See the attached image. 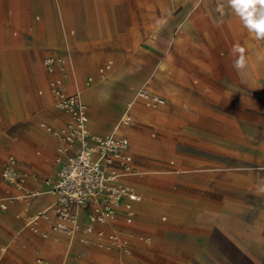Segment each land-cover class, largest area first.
Returning a JSON list of instances; mask_svg holds the SVG:
<instances>
[{"label": "rangeland", "instance_id": "374dc122", "mask_svg": "<svg viewBox=\"0 0 264 264\" xmlns=\"http://www.w3.org/2000/svg\"><path fill=\"white\" fill-rule=\"evenodd\" d=\"M176 1L95 0L93 15L99 26L89 32L88 41L85 32L71 25L70 34L80 40L74 53L40 57L32 49L15 48L9 78L0 73V168L8 156H16L21 173L39 191L28 201L29 209L41 197H50L32 216L24 215L23 203L16 200L11 207L17 215L31 220L56 196L49 183L62 158V140L44 124L54 125L51 112L70 115L55 106L50 89L55 76L70 92L82 93L96 135L129 139L134 162L131 170L120 169V179L142 200L133 221L118 214L109 224L96 223L105 231L101 239L95 231L77 230L68 236L55 228L54 217L21 228L2 213L0 246L7 249L0 250V264H35L38 257L61 262L65 254L74 264H264V192L255 189L250 193L253 204L246 206L233 200L244 194L220 191L216 210L206 192L201 216L197 189L204 168L229 166L238 150L251 153L255 170L264 168V2L224 0L233 1L226 11L200 6L190 15L189 27L165 39L157 28L160 24L162 30L163 18L174 9L169 4ZM219 2L212 0V5ZM69 11L75 12L72 2ZM46 57L60 58L64 67L57 65L50 74ZM27 58L31 62L22 64ZM106 63L112 68L102 76L99 68ZM143 86L166 103L146 106L137 96ZM41 112L33 134L28 133L24 124ZM128 113L134 117L132 124L124 123ZM7 186L19 194L0 174V189ZM144 204L165 211L145 220ZM213 213L221 215L225 229H238L237 242L219 229L206 228L208 224L205 230L201 220ZM53 229L59 234L52 236ZM112 232L119 235L117 242L109 239Z\"/></svg>", "mask_w": 264, "mask_h": 264}, {"label": "crops", "instance_id": "0c3cea01", "mask_svg": "<svg viewBox=\"0 0 264 264\" xmlns=\"http://www.w3.org/2000/svg\"><path fill=\"white\" fill-rule=\"evenodd\" d=\"M109 1L111 3L115 2V0H109ZM71 2L73 3L75 9V12L73 13L74 15L71 14L69 11V4ZM224 3H225L224 0H220V2L215 5H212V0H177L175 3L171 2L169 6L173 7L174 9L172 13L168 14L163 18V20L165 19L167 20L166 24L162 26L161 31L159 30V25H160L159 24L157 28V32H159L163 38L165 37V39H168V37L172 36L175 31L189 27L193 23V19L190 17V15L196 12L200 8V6L202 7L204 6L205 9H209L212 6H215L218 9L221 8L220 10L222 11H226V9L228 8V4L233 3V1L226 2L225 4ZM94 8H95V0H0V73L3 74L2 78L3 79L9 78L8 73L11 70H13L12 67L15 63L14 60L15 48H22L27 50L32 49L34 53H36L40 57L48 54L66 55L70 52L74 53L77 50V48L80 46L79 45L80 40H78L79 38L74 37L73 35L70 34V27L71 25H77L81 32L86 33L89 41V32H93L95 28L99 26L98 20L94 18L93 15ZM71 33L74 34L75 32L72 31ZM30 62L31 61L28 58L26 60L21 61L22 64H26V63L29 64ZM107 65H110L109 68L106 70V73H109L110 69L112 68V65L111 63H106L99 68L100 75H101V69ZM90 84H91V80H88L87 86ZM66 90L69 93H74V92H70L67 89V87ZM128 103L131 102L128 101L126 103L127 108H128ZM57 109L63 111L58 107ZM41 114L42 112L36 118L31 119V121L28 124H24L27 127L28 133L33 134L32 131L33 122L34 120L41 119L42 118ZM51 114L54 120L53 122L54 125L52 124H46V125H51L52 127L59 129L65 126L67 123L71 122L70 119L71 116L55 115L52 112ZM91 115H93V113L91 114V112L89 111L88 124L91 131L94 132L90 124ZM10 118L11 120H14L15 116H11ZM133 122H134V117H133V121L129 124H132ZM38 135L41 137L42 134H38ZM6 139L10 140L11 137H6L5 140ZM53 141L54 143L52 144ZM63 144L64 142L62 140V146ZM55 145H56L55 140H51L50 146L54 147ZM21 155L23 156L25 154L21 153ZM67 156H68L67 153L62 152V158L59 160V163L56 166V173L54 175V178L57 177L61 164L67 158ZM235 156L236 158L232 160L229 166L204 168L203 173L198 174V180H197V189L199 193L198 206L200 210L199 213L201 216H202V208L204 209L206 208V200H207V198L205 197L206 192L211 193V195L213 193L214 195L213 198L211 195L208 198H210L211 203L213 202L212 206L213 208H215V210L216 208L220 207L219 199L217 196V193L220 191L225 190L229 192L240 193V195L244 194V196L242 195L243 197L242 199L233 198V200H235V202H242V204L246 206L248 204L251 205L253 204L254 201L253 196L250 193H253L255 189L264 192V168L255 170L251 166L252 165L251 161L253 159L252 157H250L251 153L249 152L238 150L237 153H235ZM223 176L225 177L223 178ZM32 186L34 185H31L28 181V187L34 191H37ZM49 186L51 187L50 184ZM5 188L6 187H4L3 189ZM37 192L39 194V191ZM203 193L204 196H202ZM248 194H250V198L248 197ZM137 195L139 194L137 193ZM56 200L57 197L55 196L50 206L53 205L56 202ZM141 200L142 198L136 200L133 203L135 209L134 218L137 215L136 204L139 203V201ZM20 201L24 205L23 214L32 216L34 213L38 212L40 208L44 207V205H46L50 201V197L47 195L43 196L42 199L38 201L36 205L30 209L28 208L27 203H25L23 200ZM125 201L126 200H123L122 205L125 203ZM15 202L16 200L10 204L7 210L0 211V214L4 213L2 214L3 219L13 218L17 226L24 228L25 226L30 224L33 218L31 220L25 221L24 216L17 215L15 208L11 207L13 204H15ZM262 202H264V200H262ZM143 207L146 208V211L142 212V218L149 221L154 219L157 216V214H160L161 212L165 211L164 209H162L160 205L157 204H150V205L144 204ZM166 208L168 209L167 206ZM118 214L119 215L122 214V216H124V218L126 219V212L123 209V207L119 210ZM203 216L206 218L205 211L203 212ZM53 217L56 218L54 212L51 211L50 218L43 220L53 221L54 219ZM208 217L209 219L207 220L206 219L201 220V222L204 224V228L207 226L206 224H208L206 228H209L210 230L219 229L221 232L225 233L229 239L235 242H237L238 239H240L241 236L238 233V229L232 228L229 231L223 227V220L221 218V215H219L218 213L215 214L213 213V215L208 214ZM81 221L83 222V224H86L88 222V213L86 210H82L81 212ZM109 222L104 224H109ZM42 224H44V222ZM98 230L104 231L103 228L102 229L97 228L95 224V232H97ZM84 233H89V232H84ZM57 234L59 233H57L56 230L53 229L51 235L54 236ZM6 238H7L6 236L5 237L3 236L1 239L6 240ZM82 243L83 241H81L80 245ZM6 249L7 247L0 246V250L2 253H4ZM245 253L252 254L247 251ZM44 259L47 260L46 258ZM47 261L53 262L51 260H47ZM65 262H67L68 264H74V260L67 261L66 254L63 261L61 262L56 261L53 263L64 264Z\"/></svg>", "mask_w": 264, "mask_h": 264}, {"label": "built area", "instance_id": "2783aa9c", "mask_svg": "<svg viewBox=\"0 0 264 264\" xmlns=\"http://www.w3.org/2000/svg\"><path fill=\"white\" fill-rule=\"evenodd\" d=\"M64 61L56 57H47L44 64L50 74L56 72V66L64 67ZM110 65L101 69L105 76ZM50 89L54 95L55 105L63 111H69L71 122L57 129L46 125L48 131L59 136L64 144L61 148L67 153V158L62 162L58 175L52 181L53 192L57 200L48 208L39 211L31 223L39 219H49L53 211L57 219L55 228L68 235H73L76 230L94 232L96 223H108L117 216L123 207L126 220L133 221L135 209L133 203L137 200V192L130 186L117 183L120 180V169L131 170L134 156L130 151V142L126 137L93 135L89 127V110L83 101L80 92L69 93L61 77H53ZM137 96L144 101L146 106L156 108L164 105L166 99L143 86ZM132 103H128L130 109ZM133 121V116L128 113L124 123ZM95 151L100 153V158L94 156ZM2 179L9 185L19 189V194L11 191L10 187L0 190V211H5L15 200L25 203L35 197L38 192L28 187L25 174L18 167V160L14 155L8 156L2 163L0 170ZM123 200H126L122 205ZM86 210L88 222L82 224L81 212ZM97 237L101 239L105 232L98 230ZM112 242L119 240L117 233H110ZM35 264H56L37 258Z\"/></svg>", "mask_w": 264, "mask_h": 264}, {"label": "bare ground", "instance_id": "6f19581e", "mask_svg": "<svg viewBox=\"0 0 264 264\" xmlns=\"http://www.w3.org/2000/svg\"><path fill=\"white\" fill-rule=\"evenodd\" d=\"M91 80H93V79H91ZM117 86V85H116ZM80 94H81V97H82V99H83V101H84V98H83V96H82V93L80 92ZM90 96H95V94L94 93H92V94H90ZM85 102V101H84ZM86 104V103H85ZM87 105V104H86ZM88 107V106H87ZM48 110H49V108H48ZM55 111V110H54ZM67 113H69V111H66ZM69 115H70V113H69ZM71 116V115H70ZM71 119V118H70ZM36 131H38V130H36ZM92 134L93 135H96L93 131H92ZM100 136H102V135H100ZM104 136V135H103ZM106 136H110V135H106ZM94 156L95 157H97V158H100V153L98 152V151H95V153H94ZM117 183H119V184H124L123 183V180L122 179H120ZM50 185H51V192L53 193V195H55V193L53 192V188H52V184L51 183H49ZM41 199H42V197H41ZM137 199H141V197L140 196H138L137 195ZM50 206V204L47 206V208ZM36 216V215H35ZM31 223V222H30ZM79 230H82V229H79ZM77 231V230H76ZM75 231V232H76ZM55 236V235H54ZM65 238V237H64ZM88 240V239H87ZM86 240V241H87Z\"/></svg>", "mask_w": 264, "mask_h": 264}, {"label": "snow or ice", "instance_id": "6c2138e0", "mask_svg": "<svg viewBox=\"0 0 264 264\" xmlns=\"http://www.w3.org/2000/svg\"><path fill=\"white\" fill-rule=\"evenodd\" d=\"M261 2H264V0H261Z\"/></svg>", "mask_w": 264, "mask_h": 264}]
</instances>
